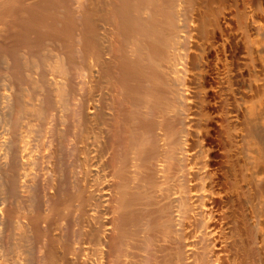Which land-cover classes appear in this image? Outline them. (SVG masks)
<instances>
[{
	"label": "bare ground",
	"instance_id": "bare-ground-1",
	"mask_svg": "<svg viewBox=\"0 0 264 264\" xmlns=\"http://www.w3.org/2000/svg\"><path fill=\"white\" fill-rule=\"evenodd\" d=\"M224 4L0 0V79L10 80L0 86V108L10 104L12 114L0 111L13 126L9 132L2 120L7 130L0 128V264H125L136 238L138 264H158L159 242H169L162 264H206L194 217L215 232L216 264L233 251L230 229L243 240L235 255L253 262L251 230L260 221L244 206L237 148L241 102L262 92L263 46L254 38L264 29V0H244L242 12L223 13ZM108 16L115 29L105 48L99 20ZM28 57L37 70L22 65ZM211 62L221 69L205 71ZM29 74L26 98L16 88ZM197 116L207 118L197 121L203 132L195 139L211 149L190 172L210 177L198 183L195 204L187 167Z\"/></svg>",
	"mask_w": 264,
	"mask_h": 264
},
{
	"label": "rangeland",
	"instance_id": "rangeland-1",
	"mask_svg": "<svg viewBox=\"0 0 264 264\" xmlns=\"http://www.w3.org/2000/svg\"><path fill=\"white\" fill-rule=\"evenodd\" d=\"M237 1H239L238 3L241 5H239L238 3H237ZM243 1L244 0H242V2H241V0H235V3H234V0H225V6L224 5H222V12L224 13V12H226V11H229L230 9H231V7L233 6V7H235V9H237V8H239V10L241 11H243V10H245L244 9V6H243ZM227 3V4H226ZM230 3V4H229ZM232 3H234V4H232ZM235 4H237V6H234ZM223 6H224V8H223ZM231 6V7H230ZM243 6V7H242ZM226 7V8H225ZM232 7V8H233ZM240 7H242V9L240 8ZM230 8V9H229ZM225 9V10H224ZM234 9V10H235ZM233 10V9H232ZM181 12H180V14H181V17H180V22L182 21V22H184V12L182 11V10H180ZM236 12H239L238 11V9L237 10H235ZM241 11V12H242ZM254 12L255 11H258V10H256V9H254L253 10ZM260 11V10H259ZM258 11V12H259ZM147 12H148V14H147ZM150 12V10H148V9H145V10H143L142 11V13H143V18H144V14L146 13L148 16H149V13ZM142 13H141V17H142ZM146 15V16H147ZM183 15V16H182ZM183 17V18H182ZM105 18H106V20H105ZM104 19H103V21H104V23H103V21L102 20H99L101 23H100V25L102 26V29H101V32H100V37H99V41H100V43L103 45V47H105V48H108L109 47V45H111V43H112V34L111 33H113V29H115L114 28V23H113V20H111V17L110 16H108V17H105ZM108 18V19H107ZM145 18H147V17H145ZM183 19V20H182ZM182 25V24H181ZM263 28H261L260 29V31L258 32L259 34H257V35H255V37L257 38H254L255 40H256V43H257V41H258V43H259V45H258V48L260 49L262 46V50L257 54V56H256V59H257V61H259L260 63H264V29L262 30ZM209 30L211 31L212 30V27H209ZM211 33V32H210ZM22 56H24V58H25V55H22ZM27 57V56H26ZM260 57V58H259ZM23 58V60H22V58H21V61H23V63H22V65L23 66H27V70H28V68H29V66H30V64L31 63H33V65H36L37 66V64H38V62L36 63V64H34V62H36L37 60L36 59H33V58H31L30 57V60H35V61H28L27 59H29V57L28 58H26V59H24ZM24 60L27 62H31L30 64L28 63V65H27V63H25L24 62ZM211 63H212V65H211ZM211 63H209V65H208V67H206L205 69V71H207L208 70V72H210V71H212L211 69H217V67L219 66V65H214V63L215 62H211ZM32 65V64H31ZM212 66V68H210ZM38 67H39V65L37 66V68H35V66H34V70H37L38 69ZM31 68H33V66L32 67H30L29 69L30 70H33V69H31ZM219 68H220V66H219ZM221 69V68H220ZM24 70H26V67H25V69ZM24 71L25 73H24V75H25V77H28V73H31L32 71ZM216 71V70H215ZM26 73H27V76H26ZM31 74H33V72L31 73ZM31 74H29V79H27V83L25 84V86H24V88H22L21 90H19V88H16V89H18L17 90V93L20 91V92H22V93H24L23 92V90H25V93H24V95L26 94L27 95V92H29V90H30V92H31V88L34 86V77H35V75H32V77L30 76ZM7 78V77H6ZM6 78H4V83H3V79H2V81H1V79H0V86L1 85H4L5 86V84L8 82V80H9V78H7L8 80L6 81ZM264 76L263 77H261L260 78V81H259V79L257 80V84L259 85V90L260 91H262V92H259L258 93V95H257V97H254V98H252V99H250L249 101L247 100L246 101V103H244V102H241L242 103V106H244L245 107V109H244V107H242L241 106V103H240V106L242 107H240L241 109H242V111H243V116H244V119H243V124H244V126L242 127V130H243V128H244V130H243V132H242V135L244 136V137H242V139H243V141H241L240 142V146H238V148L240 149H238L237 148V150L239 151V153H238V155H240V157H239V170H240V172H241V174H242V178H243V182H244V184L246 185V186H248L247 188H249V189H247L246 188V192L244 193V206H249V207H247L248 209H247V211H249L250 210V208L252 209V210H250V211H252L251 213L252 214H257L256 216L254 215V217H255V219H256V217H257V222H259V225H257V223L254 225V226H252V227H254L253 228V230H251V231H253L254 232V238H257V240H259L260 238H261V240H259V241H255V243H254V245L253 246H258V249L256 248V247H253L254 249H257V251L256 250H254L255 251V255H254V257H253V262H250L246 257H244L245 259H243L242 257H243V255L242 256H240L239 255V257H241V258H239L238 257V254H240V247L242 246V244H243V240L242 241H240V239H242V236L240 237L239 236V234L237 233L236 234V231H234L233 229H230L228 232H227V235H225L226 237H228V240L226 239V237H225V239L227 240V242H228V244L230 245V251L231 250H233L232 252H229L228 254H227V256L225 257V264H248L249 262V264H264V249H263V247H264V239H263V234H264ZM6 82V83H5ZM9 82H10V80H9ZM8 82V83H9ZM33 86H32V85ZM31 85V86H30ZM8 86H9V84H8ZM7 85L5 86V87H8ZM25 87H26V89H25ZM31 87V88H30ZM262 89H261V88ZM34 88V87H33ZM32 88V89H33ZM27 91V92H26ZM19 92V94L20 95H22V93H20ZM16 93V94H17ZM83 93H85V90L83 91ZM15 94V95H16ZM29 94V93H28ZM260 94V95H259ZM18 95V94H17ZM19 95V96H20ZM26 95L24 96V97H26ZM28 96V95H27ZM55 96H57V94H55ZM22 97H23V95H22ZM27 98V97H26ZM26 98H24V99H26ZM29 98V97H28ZM57 98H59V97H57ZM56 98V99H57ZM58 100V99H57ZM252 100V101H251ZM254 100V101H253ZM26 101V100H25ZM28 101V100H27ZM77 102V101H76ZM243 103H244V105H243ZM26 106H25V108L27 109V107L29 106L28 105V102H26ZM246 104V105H245ZM0 106H1V103H0ZM11 105L9 104V106L7 105V107L6 108H4L3 107V105H2V107L3 108H0V109H4V110H6V109H10V113L12 112L11 110V107H10ZM24 108V112H28V109L26 110ZM29 108V110H30V107H28ZM3 110V111H4ZM245 110V111H244ZM2 110L0 111V114H1V116H0V128H2L3 126L5 127V125L8 127V125L9 124H12V123H10L11 121H9L10 119L8 118L10 115H7V114H9L8 112H7V114H6V112H3ZM7 111V110H6ZM31 111V110H30ZM1 112H3V113H1ZM31 112H28L27 113V117L29 116V114H30ZM12 114V113H11ZM2 115H3V117H5V119H3V117H2ZM8 116V117H7ZM31 116V115H30ZM30 116H29V118L28 119H30ZM2 117V118H1ZM11 117V116H10ZM27 117H25L26 119H27ZM7 118H8V121H7ZM206 119L205 117H202L201 118V120L202 119ZM26 119H24V120H26ZM28 119H27V122H28ZM4 121V124H5V122H6V124L5 125H3V124H1L3 121ZM200 118L197 116V119L195 120L196 122V124L198 125H196V124H194L193 123V127H190V129H189V137H191L190 138V140L192 141L193 139V141H194V147H193V149L195 150H191V151H193V152H190L192 155L191 156H189V158L190 159H192L193 157V161H189V166L187 167V169H188V172H189V175H190V177H189V182L191 181L192 182V184H191V182L189 183V185H191L190 186V193L192 192V194H191V196H192V200L193 201H195V200H197L196 199V197L198 198V196L199 195H201V193H202V191H201V193H200V190H202V188H201V185L203 184V183H205L206 181H208V182H210V180H209V178L210 177H205V178H201V177H192L193 175H191L192 173H190V172H193V174H194V170L196 169H198V168H200L201 167V165H202V163H204L205 162V160L207 161V159H205V157H206V154H207V157H208V154H209V150L211 149V145H204L205 147L204 148H202L203 147V145H202V143L201 142H197V139H195L196 138V136H199L198 134H201L202 132H203V129H202V127H201V125L199 124L200 123ZM197 121H199V123L197 122ZM7 122L9 123V124H7ZM3 125V126H2ZM23 125H26V123H23ZM200 125V126H199ZM10 126H11V128H10ZM192 126V125H191ZM2 128L3 130L5 129V130H7V127H5V128ZM12 125H9V127H8V131L9 132H13V130H11L12 129ZM195 127V128H194ZM10 129V130H9ZM201 129H202V132L201 133H199L200 131H201ZM200 130V131H199ZM194 131H195V133L196 134H194ZM190 133H192V134H190ZM194 135V136H193ZM194 137V138H193ZM217 140V143H219L221 140H225V137L222 139V138H218V139H216ZM215 140V141H216ZM219 141V142H218ZM222 141V142H223ZM222 142H220V143H222ZM242 144V145H241ZM199 147V148H198ZM200 148H201V150H200ZM205 149V150H204ZM204 150V151H203ZM206 150H207V153H206ZM197 151H199V152H197ZM201 151V152H200ZM204 154H203V153ZM240 152H241V154H240ZM198 154H201V155H199L198 156ZM203 154V155H202ZM190 155V154H189ZM194 155V156H193ZM192 157V158H191ZM198 157V158H197ZM202 158V159H201ZM241 159V160H240ZM195 160V161H194ZM198 161V162H197ZM193 170V171H190V170ZM195 170V171H196ZM229 177V176H228ZM196 178V179H195ZM230 178V177H229ZM192 179L195 181V180H197V182L195 181H192ZM199 180V181H198ZM196 183L197 184V187H196V184H194V183ZM200 182V186H199V183ZM208 182H206V183H208ZM195 185V186H194ZM200 187V188H199ZM248 190V191H247ZM197 195V196H196ZM246 196V197H245ZM250 198H251V200H250ZM249 201V202H248ZM195 204H197L198 202H194ZM249 203V204H248ZM246 204V205H245ZM227 219H230V220H227ZM260 219H262V220H260ZM192 229L194 230V228H195V230H194V232L195 231H197L198 233H200V231L202 232L203 231V233H204V235L200 238V241H201V244H198L197 245V247H198V250L196 249V251H198V252H203L204 254H206L207 255V257H208V262L206 263V264H216V260H215V258H213V257H211V249H212V246L214 245V243L212 242V236H214L213 234H215V232H211L210 231V229H211V227H210V224H209V222H208V220H203V222H199L198 223V221H199V219H197V217H194V220L192 219ZM196 221V222H195ZM226 223H228V222H230V221H232V219L229 217V216H227L226 218H225V220H224ZM228 221V222H227ZM194 223H196L195 225H194ZM202 223V224H201ZM246 226L245 227H250L251 229H252V227L251 226H247V224H245ZM195 226V227H194ZM200 226H201V228H200ZM249 228V229H250ZM258 228V229H257ZM215 230H216V228H215ZM232 230V231H231ZM230 231H231V233H230ZM195 233V235L197 234V236L199 235L198 233ZM234 232V233H233ZM252 232V233H253ZM257 233V234H256ZM229 234V235H228ZM260 234V235H259ZM232 235V236H231ZM256 236V237H255ZM259 236H262V237H259ZM196 237V236H195ZM231 240H230V239ZM232 240H234V241H232ZM229 241H231L232 243H230ZM260 241H262L261 243H260ZM130 242H131V245H129L130 244ZM129 242V244H128V253H126V256H124V258H126V259H124V261H126L125 262V264H138L139 262H138V259H139V257H138V254H139V249H140V247H139V245H140V243H141V239L140 238H136V240H131ZM233 242H235V243H233ZM239 242H241V243H239ZM161 242H159V245H160V248H159V252H158V264L161 262V264H162V259H163V257L166 255V254H168L169 253V249H164V245H166V244H168L169 245V242L168 243H164V242H162V244H160ZM257 243H260V245H258ZM234 244V245H233ZM257 244V245H256ZM239 245H241V246H239ZM263 245V247H261V248H259L260 246H262ZM163 246V247H162ZM235 246V247H234ZM239 248H238V247ZM139 248V249H138ZM235 250V251H234ZM237 251V252H236ZM238 253V254H236L235 255V253ZM260 252V253H259ZM262 252V253H261ZM230 254V255H229ZM235 255V256H234ZM231 256V257H230ZM257 256V257H256ZM246 260V261H245ZM247 260L249 261L248 263H247ZM128 261V262H127ZM241 261V262H240ZM138 262V263H137Z\"/></svg>",
	"mask_w": 264,
	"mask_h": 264
}]
</instances>
